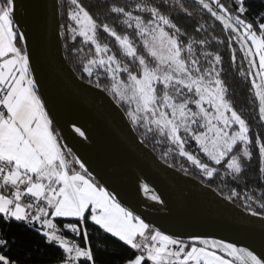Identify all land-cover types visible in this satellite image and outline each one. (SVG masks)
<instances>
[{
	"label": "snow or ice",
	"instance_id": "6c2138e0",
	"mask_svg": "<svg viewBox=\"0 0 264 264\" xmlns=\"http://www.w3.org/2000/svg\"><path fill=\"white\" fill-rule=\"evenodd\" d=\"M104 2L105 15L131 29L132 36L118 34L109 23L98 22L81 0H70L68 18L75 26L70 23L67 31L73 40L78 35L95 49L83 72L89 78L101 71L109 76L111 87L103 91L109 92L119 107L127 106L125 115L135 130L176 146L181 156L210 179L221 175L216 166H222L221 182L230 178L239 184L255 149L259 180L264 184V137H253L249 124L229 99L222 78V55L208 51L212 41L199 35L208 28L201 24L191 33L182 30L165 0ZM198 4L228 31L229 47L232 41L239 44L243 60L248 62L241 76L253 77L259 118L264 121V12L249 18L247 0H233L231 6L222 0H198ZM173 10L192 16L184 3ZM101 31L115 38L130 63L109 54L108 44L100 43ZM26 40L17 23L15 0H0V219L23 223L47 245L59 248L62 259L58 264H97L89 240L90 225L136 251L123 264H264V255L247 247L198 236L189 243L155 229L123 207L86 162L60 143L33 76ZM231 60L236 61L235 50ZM96 86H100L98 81ZM76 131L84 136L79 128ZM193 142L208 162L186 150ZM140 189L151 201L163 203L147 183H141ZM239 196L233 189L229 199ZM244 200L252 197L245 195ZM259 200L264 209V195ZM251 215L258 213L253 210ZM81 236L83 245L78 242ZM15 242L0 229V264H20L10 255Z\"/></svg>",
	"mask_w": 264,
	"mask_h": 264
},
{
	"label": "water",
	"instance_id": "95a60500",
	"mask_svg": "<svg viewBox=\"0 0 264 264\" xmlns=\"http://www.w3.org/2000/svg\"><path fill=\"white\" fill-rule=\"evenodd\" d=\"M15 3L18 26L27 35L24 45L31 54L33 76L62 142L117 195L121 205L178 239L217 238L264 255L261 213L252 216L253 209L236 204L210 184L162 159L142 140L110 93L80 77L67 62L59 0ZM131 167L163 203L122 185V179L130 177Z\"/></svg>",
	"mask_w": 264,
	"mask_h": 264
},
{
	"label": "trees",
	"instance_id": "16d2710c",
	"mask_svg": "<svg viewBox=\"0 0 264 264\" xmlns=\"http://www.w3.org/2000/svg\"><path fill=\"white\" fill-rule=\"evenodd\" d=\"M81 2L98 18V22L109 23L110 26L116 28L118 34H128L132 36L131 29H126L119 21H114L111 15H105L107 5L104 0H81ZM111 2L112 0H108V3ZM118 2L120 4H125L133 3L134 0H118ZM157 2H159V0H157ZM165 2L169 6L170 14L173 19L182 30L187 28L188 32L191 33L194 26L201 24L208 28L207 33L201 32L199 35L201 37L206 35L212 41V47L208 48V51L218 52L222 55L224 69L222 78L228 86L229 99L238 113H240L249 124L253 137H255L256 134L264 137V121L259 118V98L255 95L256 90L252 85V78L241 76V71H247L248 62L243 60V52L240 50L239 44L232 41L231 47L228 46V31L225 30L218 21H215L206 10L199 6L198 0H165ZM222 2L231 6L233 0H222ZM179 3H184L187 6L188 10L192 13L191 17L173 10V6H178ZM246 6L250 9L247 14L249 18L264 12V0H247ZM59 8L62 45L67 62L80 77L88 81L91 80V82L95 84H97L98 81L101 87L110 88V79L103 71L100 72L99 76L94 74L91 78L83 72V66L87 63V59H91L95 55L94 46L84 44L82 38L78 35L77 38L73 40L71 34L67 31V26L69 25L68 12L70 0H59ZM98 35L100 37V43L108 44L112 54H115L122 62H130V59L125 57L121 52L118 42H116L114 37L102 31L99 32ZM133 39L138 50L143 54V48L139 44L138 39L135 37H133ZM78 49H82V51H78ZM233 50H235L236 55L235 63L231 60ZM126 107L125 105L124 110ZM55 130L58 133L56 127ZM142 131L143 130L137 131L139 136L146 144L152 147L162 159L189 172L205 183L210 184L227 198L231 196L232 190L234 189L239 192L240 196L238 199L232 198L230 200L244 208L264 213V209L259 207V197L264 195V184L259 180V158L255 149L253 160L250 164L246 165L248 170L244 174V179H242L239 184L231 182L230 178L222 183L221 177L224 171L222 166H216L221 175L210 179L204 176L201 170L193 165L187 157L181 156L176 146L169 142L162 141L159 137H153L151 134L145 137L141 134ZM60 143L64 145L61 138ZM192 145L195 146L194 142ZM188 148L191 150L194 147L191 146ZM199 155L207 160L202 153L199 152ZM178 163H182V165L179 166L177 165ZM245 195L251 196L252 200L246 202L244 200ZM248 205H250V207ZM0 229L6 230L7 236L10 239H15L16 242L12 245V252L10 255L18 259L20 264H50L62 259V253L59 248L47 245L41 235L26 227L23 223L13 221L9 224L5 223L3 219H0ZM89 230V240L97 264H123L126 258H132L136 255L135 250H132L129 246L119 241L118 238L111 236V234L103 233L102 230L92 228L91 225L89 226ZM79 241L81 245L84 244L83 236L79 237Z\"/></svg>",
	"mask_w": 264,
	"mask_h": 264
},
{
	"label": "bare ground",
	"instance_id": "6f19581e",
	"mask_svg": "<svg viewBox=\"0 0 264 264\" xmlns=\"http://www.w3.org/2000/svg\"><path fill=\"white\" fill-rule=\"evenodd\" d=\"M70 128L72 129L73 126L70 125ZM121 183L124 187L131 190L132 192L142 193V191L140 189V184L142 183L141 177H140L139 173L137 172V170L135 169V167H131L130 177L123 178ZM204 239H208V238H204ZM211 239H214V238H211ZM215 239H217V238H215ZM217 240H220V239H217Z\"/></svg>",
	"mask_w": 264,
	"mask_h": 264
},
{
	"label": "rangeland",
	"instance_id": "374dc122",
	"mask_svg": "<svg viewBox=\"0 0 264 264\" xmlns=\"http://www.w3.org/2000/svg\"><path fill=\"white\" fill-rule=\"evenodd\" d=\"M70 23H73V25H74V22H72V21H70L69 20V24ZM75 26V25H74ZM103 45V44H102ZM94 51H95V49H94ZM109 54H112L111 52L109 53ZM130 59V61H131V58H129ZM258 59V58H257ZM124 63H130V62H124ZM133 71H135V68L133 69ZM109 79H110V83H112V81H111V78L109 77V76H107ZM124 79H126V75L123 77ZM252 78V80H253V77H251ZM256 83H258V80H257V78H256ZM110 87H111V85H110ZM110 89V88H109ZM256 90V89H255ZM192 147H194L193 149H189V148H187L186 150H188V151H190V152H192L194 155H196L198 158H200L201 159V161L202 162H207V160H205V159H203L202 158V156L201 155H199V152L198 151H196V146H193L192 145ZM177 165H182V163H178ZM210 166H212V165H210Z\"/></svg>",
	"mask_w": 264,
	"mask_h": 264
},
{
	"label": "built area",
	"instance_id": "2783aa9c",
	"mask_svg": "<svg viewBox=\"0 0 264 264\" xmlns=\"http://www.w3.org/2000/svg\"><path fill=\"white\" fill-rule=\"evenodd\" d=\"M65 235H66L69 239H72V237H71L70 234L65 233ZM78 242L80 243L79 238H78ZM58 262H59V261H56V262H52V263H50V264H58Z\"/></svg>",
	"mask_w": 264,
	"mask_h": 264
},
{
	"label": "crops",
	"instance_id": "0c3cea01",
	"mask_svg": "<svg viewBox=\"0 0 264 264\" xmlns=\"http://www.w3.org/2000/svg\"><path fill=\"white\" fill-rule=\"evenodd\" d=\"M186 242H189V241H186ZM190 243V242H189Z\"/></svg>",
	"mask_w": 264,
	"mask_h": 264
}]
</instances>
